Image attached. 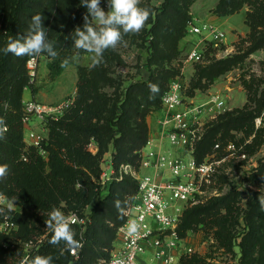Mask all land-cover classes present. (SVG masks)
Segmentation results:
<instances>
[{"label":"trees","instance_id":"obj_1","mask_svg":"<svg viewBox=\"0 0 264 264\" xmlns=\"http://www.w3.org/2000/svg\"><path fill=\"white\" fill-rule=\"evenodd\" d=\"M245 2L253 6L246 13L245 22L251 27L253 37L249 51H254L264 46V30H258V26L264 22V0H219L214 12L219 16L234 14L241 11ZM183 8L180 0H163L161 11L151 21L150 46L154 51L150 61L152 64L154 60L157 67L148 79L132 81L120 93L109 96L99 88V82L111 79L104 63L94 68L78 66V90L74 101L60 117L48 120L50 137L42 143L47 150L46 155L39 146L29 145L24 140L23 93L29 84L26 67L29 57H16L11 53L5 55L0 51V117L7 125L4 138L0 139V164L9 166L6 178L0 181V193L6 194L9 199L16 198L14 203L19 207L13 211L18 223L13 237L29 240L46 225L51 210L61 208L63 202L67 208L80 213L82 207L97 198L84 233L85 245L77 256L68 251L69 257L64 264H106L103 259L109 257L117 228L124 221V214L118 211L115 201L120 200L125 209L138 190V182L130 175L114 178L107 185L106 194L102 195L103 191L96 189L98 185L94 178H99L103 172L102 158L104 152L109 150L110 143L114 147L112 164L115 167L124 163L138 166L139 151L150 137L146 115L153 107H161L162 95L168 88L167 73L173 74L163 61L172 58L171 52L177 50L176 42L191 21L186 17L184 22L174 20L172 24L165 23L163 18L182 16V13L185 15ZM0 9L5 12L2 21L7 29V32L0 34V49L6 47L10 38L25 34L31 18L41 14L47 38L59 53L56 59L44 54L52 59L49 62L52 75L64 69L61 66L62 58H70L74 50L78 53L72 36L77 27L83 29L87 14L80 0H0ZM162 42L166 44L164 50L160 47ZM83 52L79 51V54ZM111 54H114L112 49L103 53L109 57ZM240 59V55H232L201 66L193 87L207 86ZM149 83L159 86L155 98H150ZM249 115L252 117L254 114L243 108L237 109L236 113L227 110L220 114L198 143L196 152L199 160L217 140L224 138L229 129L243 124L241 122ZM220 131L221 135L217 137ZM92 139L99 144L97 153L87 148ZM254 177L264 181V161L255 169ZM261 194L252 192L247 195L246 208L243 209L245 225L238 233L242 236L239 243L235 242L240 224L239 191L213 196L185 209L179 232L186 236L189 230L201 224L213 228L220 246L231 251H234L236 244L240 246V264H264V211H261L257 199ZM125 201L127 204H124ZM71 227H77V224ZM8 237L0 234V264H12L13 260L24 257L22 246H5ZM50 238L49 231L44 242L46 244L32 251L28 258L36 255L53 257L52 245L48 243ZM183 261L184 264H197L205 259L194 254L185 256Z\"/></svg>","mask_w":264,"mask_h":264},{"label":"rangeland","instance_id":"obj_2","mask_svg":"<svg viewBox=\"0 0 264 264\" xmlns=\"http://www.w3.org/2000/svg\"><path fill=\"white\" fill-rule=\"evenodd\" d=\"M180 1L183 4L184 8L182 12H185V15L182 13V16H168L163 18L165 23L173 24L174 20H182V22H184L186 17L191 20L202 18L214 22L210 17L218 15L214 10L219 0ZM162 2L163 0H140L139 6L146 7L151 12L142 31L139 34L125 35L123 39L126 41V46L123 44L118 45L114 50V54L116 55L111 54L110 57L103 55L102 63L108 67V75L111 79L106 82H99V88L109 96H114L117 92L120 93L132 81L148 79L152 70L157 67L154 60H152V64L150 61L154 50L152 46H150V39L152 37L149 33L152 26L151 21H153L156 15L161 11ZM252 9L253 6L245 2L241 11L238 13L236 12L225 25L219 24V21L214 22L227 32L228 44H226V46L224 45L225 48L213 49L211 45L206 47L204 43L201 42L199 47H202L204 52L200 58L189 59L188 52L193 47L197 46L200 37L189 35L188 27H185L184 33H182V36L176 42L177 50L171 52L172 58L163 61L164 66L169 69L171 68L173 71V74L167 73V77L169 76L167 79L168 82L166 83L167 87L173 79L179 77L183 79V91L187 97H193L194 100L200 101L205 100L212 91L221 92L224 97H226L229 111L236 113L237 109L243 108L254 114L252 117L251 115L247 116L246 120L241 122L243 124L240 126L229 129L227 134H224L223 139L217 140L221 142L222 148L214 153L216 157L224 160L219 164L218 171L211 183L207 184L208 194L202 201L189 202L185 205V209H187L190 206L203 203L213 196L224 195L229 191H239L238 206L240 207V224L237 226L236 230V243L241 241L242 236L238 235V233L242 231V227L245 225L243 209L246 208L247 195L252 192L264 194V181L254 177L255 169L261 161H264V46L254 51H249L253 41L251 27H249L247 32L238 28L243 24L245 12L247 13ZM4 16V10L0 9L1 19H4ZM231 25H236L237 27H233L232 30L227 29ZM258 30H264V22L258 26ZM230 33H232L230 36L231 38H229ZM164 46H166V44L162 42L160 47L163 50ZM232 55H240L241 59L230 70L218 76L211 83L207 82V86L200 88L193 87L201 66L208 65L215 60ZM92 56V53L85 51L77 55L76 50H74L73 55L67 58L69 61L68 66L64 67L59 74L54 76L49 68V62L52 59L42 54L38 76L34 82L29 81V84L26 86L25 94L23 93V105L26 101L31 99L48 104H58L68 101L71 103L74 101L78 90V66H90L92 64ZM73 57L76 58L73 59ZM62 59L65 60V58ZM24 97H26V100H24ZM261 101L263 104H261ZM158 109V107H153L146 115L150 131L154 130V126L156 127L158 124V117L156 114ZM49 119L42 120L34 117L31 124L34 128L41 130L46 139L50 137ZM212 122L209 124V127ZM219 135H221V131L218 132L217 137ZM230 141H235L240 151L230 154L229 150L226 148L227 143ZM167 147L170 148V144L167 143ZM87 148L93 153H97L99 151V144L92 139L87 144ZM213 148L214 145L210 151L201 157V159H204L208 153H212ZM113 150L114 147L112 143H110L109 150L104 152L102 167L104 171L111 165V168L114 169L115 173L118 175L121 165L115 167L112 164ZM242 153H245L246 156L243 157V155H241ZM143 172H148V170H144ZM102 173L99 178L94 179L98 185L96 189H101L103 191L102 195H105L107 185L102 183ZM79 185L80 184H78V186ZM96 199L97 198L90 204L82 207L80 210L82 215L76 210L67 208L64 202L59 209L66 216L76 211L81 216L89 217L90 221L93 204L96 202ZM18 209V205H15L12 210L6 209V211L14 214L13 211ZM46 227V225L42 226V229L31 237V239L36 240V243L40 242V245L37 247H43L46 244H44V242L49 232ZM87 227L88 225L86 228L77 225V227L72 228L75 232V238L77 239L81 234H84ZM14 237L17 241L15 244L24 248V257L22 259L13 260L12 264H21V261L24 260L29 253V249L26 248H33L34 245L32 243H30V245H25L26 242L18 239L15 235ZM186 237L193 245L192 253L187 254L186 257L197 254L205 259L203 263L197 264H240V246L236 244L234 246V251L220 246L213 228L209 229L201 224L196 229L189 230L186 233ZM63 247V242H61L60 245H52L53 261H55L53 264H64V261L69 257L68 251H64L63 254H61V249ZM68 264H71V262ZM182 264H184V261H182Z\"/></svg>","mask_w":264,"mask_h":264},{"label":"built area","instance_id":"obj_3","mask_svg":"<svg viewBox=\"0 0 264 264\" xmlns=\"http://www.w3.org/2000/svg\"><path fill=\"white\" fill-rule=\"evenodd\" d=\"M100 7L105 12L109 11L108 0H100ZM4 32H7V29L0 17V34ZM188 34L200 37L197 46L188 52L189 59L200 58L204 52V49L199 47L201 42L206 47L211 45L213 49H222L228 44L224 28L202 18L189 22ZM41 57L42 54L27 59L30 82H34L38 76ZM183 86V79L178 77L173 79L164 91L161 107L156 113L160 136L157 140L149 137L140 149L139 166L131 163L121 164L117 175L109 165L102 173V183L105 185H109L114 178H123L126 174L138 182V190L132 202L125 208L124 221L117 228L110 255L103 259L106 264H118L119 261L124 264H182L183 258L193 251V245L178 229L185 205L202 201L207 196V184L211 183L219 164L224 160L216 157L214 153L222 148L220 141L215 142L212 153L200 160L196 152L197 146L204 138L209 124L229 110V106L221 92L212 91L205 100L196 101L184 94ZM71 103L68 101L48 104L33 99L26 101L23 113L26 143L39 146L41 152L46 155L47 150L42 146L46 137L41 130L31 126L32 119L58 118ZM226 148L230 154L240 151L235 141L228 142ZM241 155L246 156L245 153ZM144 170L148 172H143ZM0 194L7 197L4 193ZM0 207L4 208V211L0 212V234L9 236L5 246H15L17 241L12 233L18 229V223L14 214L6 211L5 205L0 204ZM72 214L77 217L75 224L86 228L89 217L81 216L76 211L68 216ZM129 220H136L140 225L136 236H129L127 233L126 224ZM77 239L83 242L84 247V234ZM23 242H26L25 245H34L33 248H26L29 249L26 258L40 245V242L36 243V240L31 238ZM79 251L80 249L69 253L77 256Z\"/></svg>","mask_w":264,"mask_h":264},{"label":"clouds","instance_id":"obj_4","mask_svg":"<svg viewBox=\"0 0 264 264\" xmlns=\"http://www.w3.org/2000/svg\"><path fill=\"white\" fill-rule=\"evenodd\" d=\"M81 6L86 7L87 14L84 16L83 29L77 27L73 33L74 46L79 51L92 53V64L94 68L103 62V53L106 50H115L118 45H125L124 36L127 34H139L148 21L151 12L146 7H140V0H108L109 11L106 13L100 7V0H80ZM44 17L36 14L31 18L27 32L15 39H9L6 47L0 49L5 55L11 53L16 57L28 56L35 58L41 54H46L52 59H56L59 53L55 50L53 42L47 38L46 28L43 26ZM76 57H73L75 59ZM68 59H65L61 66H68ZM150 98H155L159 92L157 84L149 83ZM7 131V125L3 117H0V139L4 138ZM8 165L0 164V181L6 178L8 174ZM261 211H264V194L258 198ZM16 198L9 199L0 194V204L12 210L15 206ZM127 204V201L124 202ZM115 206L123 215L124 207L120 200L115 201ZM4 208L0 207V212ZM77 222L75 214L66 216L59 208H53L45 221L47 229L51 232V238L48 243L51 245H60L63 242L64 251L75 252L83 248V242L75 238V232L71 225ZM140 225L136 220H129L126 224L129 236H136ZM51 255H36L26 258L21 264H52ZM118 264H124L119 261Z\"/></svg>","mask_w":264,"mask_h":264},{"label":"crops","instance_id":"obj_5","mask_svg":"<svg viewBox=\"0 0 264 264\" xmlns=\"http://www.w3.org/2000/svg\"><path fill=\"white\" fill-rule=\"evenodd\" d=\"M238 13V12H237ZM234 14H236V13H234ZM234 14H229V15H225V16H218V15H215V16H213V17H210L211 18V20H213L214 22L215 21H219V24H221V25H225L226 23H228L229 22V19L234 15ZM245 19H246V12H245V15H244V17H243V24H242V26L241 27H238V28H240L241 30H244L245 32H247L248 30H249V26L247 25V23L245 22ZM233 27H237L236 25H234V26H230L229 28H227V29H229V30H232L233 29ZM231 34L232 33H230V35H229V38H231L230 36H231ZM25 90H26V88H25ZM24 94H25V91H24ZM25 96V95H24ZM24 100H26V97H24ZM157 118V117H156ZM157 124V123H156ZM159 124V123H158ZM156 125V127L154 126V130H151L150 131V137H153V138H155L156 140L159 138V136H160V127H159V125ZM24 137L26 138V131L24 132Z\"/></svg>","mask_w":264,"mask_h":264}]
</instances>
